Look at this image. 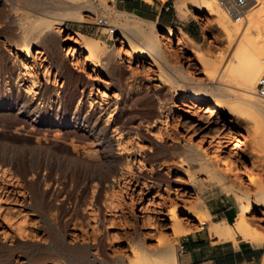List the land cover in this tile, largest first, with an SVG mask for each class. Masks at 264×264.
<instances>
[{
  "label": "rangeland",
  "instance_id": "1",
  "mask_svg": "<svg viewBox=\"0 0 264 264\" xmlns=\"http://www.w3.org/2000/svg\"><path fill=\"white\" fill-rule=\"evenodd\" d=\"M154 1H172L176 6L183 3L182 15L185 20H193L197 24L199 41L195 45L182 31L170 28L189 42L187 47L167 43L174 48L171 67L150 65L148 60L125 54L119 66L107 70L103 66H94L87 55L72 66L74 57H66L63 50L71 45L85 55L75 32L101 41L108 51L126 46L107 40L109 29L116 27L115 34L122 37L121 21H135L133 15L117 10L115 0H91L93 10L84 13L85 22L64 20L62 26H55L59 29V36L53 40L55 44L51 41L45 49L37 40L29 51L20 48L24 44L26 28L46 15L47 19L58 22L60 15L67 10L51 8L50 0H0V91L10 87L9 92H16V88L17 92L25 93L35 105L42 107L46 100L60 99L71 123L64 131H73L70 140L83 144L81 146L91 145L92 135L91 131L75 125L74 112L83 111L82 120L87 115L98 119L109 129L113 154L104 158L101 170L72 166L62 155V161L53 157L50 169L42 166L39 171L41 180L36 184L30 181L32 172L28 167L0 168V264H119L117 260L121 259L128 264L135 261L139 253L132 246L135 236L143 240L147 254L154 258L153 252L166 246L160 243V236L170 241L174 234L178 235L174 247L179 264L182 240L200 227L194 214H204L201 197L204 178L225 185L228 182L225 176L233 180L231 191L238 204L240 197L253 201L251 231L264 245V198L260 195L264 192V117L255 123L249 117L242 119L226 112L211 113L205 103L193 105L187 102L183 105L180 99L187 93L175 89L177 85L174 84L176 81L181 89H190L191 86L181 79L186 74L191 75L195 83H210L207 67L195 53L201 51L199 46H205L201 56L215 68L219 77L226 74L238 58L243 40L247 39L253 49H260L263 43L254 30L234 34V40H231L221 28V19L204 12L202 0ZM252 6L250 4L247 10ZM43 8L51 9V15H41ZM252 11L263 12L264 6L255 7ZM26 18H30L28 25L24 24H27ZM111 18L121 20L120 24H112ZM100 20L106 21L110 28L101 25ZM140 23L137 24L146 30L154 26L155 32L165 29L157 24ZM243 29L244 25L241 31ZM38 48H44L42 54L38 53L41 52ZM173 66L177 71L172 69ZM262 66L264 68V63ZM43 89L46 92L42 96ZM2 115L0 142L25 145L22 138L26 137L20 140L15 135L11 140V129L17 124L13 119L4 121ZM206 118L212 119V126L219 131L224 144L209 137ZM50 129L52 136L57 127L53 125ZM30 146L26 144L27 156L23 155L27 166L28 160L33 158L28 150ZM187 149L195 155L206 153V159L220 155L232 163L233 168L223 169L211 160L195 161ZM213 171L221 179L213 176ZM198 173L202 176H197ZM92 178L101 187V198L100 195L98 197L101 200L92 197L93 182L89 181ZM199 202L201 206H197ZM177 216L183 230L174 229L173 219ZM95 237L100 238L103 247L98 251L92 248L90 260L83 262L72 251L84 243L96 246L98 241Z\"/></svg>",
  "mask_w": 264,
  "mask_h": 264
},
{
  "label": "bare ground",
  "instance_id": "2",
  "mask_svg": "<svg viewBox=\"0 0 264 264\" xmlns=\"http://www.w3.org/2000/svg\"><path fill=\"white\" fill-rule=\"evenodd\" d=\"M50 1H51V6H50L51 8L60 7L62 9H66L67 13L65 14L63 13V15H60L61 20L57 22V20L55 19L54 20L47 19L46 18L47 15L45 16L44 14L50 13L51 15V12H50L51 9L49 10V8H43L41 11L42 12L41 15L45 17L37 18V20L32 22L31 27L26 28L27 30L25 29L26 31H24L23 33L24 34V37H23L24 44L23 45L21 44L20 48L22 47L26 49L27 51H29L31 50L32 46L37 44L36 43L37 40L41 41L40 45H42L43 47L47 46L49 42H50L49 44H51V41L54 42L53 40H55V38L59 36V29L57 30V28L55 27L56 25L62 26L64 20L85 22L86 16L84 15V13H90L93 10V4H91L90 2L91 0H50ZM143 1L147 3H151L152 0H143ZM202 1L204 5V12L207 13L208 15L216 16L218 19H221L222 21L221 28L224 30L226 35L231 40L233 39L234 34L236 35L243 34V33L246 34V32H249L250 30H254L257 33L260 42L263 43V46H261L260 49H253V47L249 44L247 39L243 40L241 42L242 44H240L241 46H239L240 50L238 51L239 52L238 58L234 60L233 65L229 68V71L226 74L220 75L219 77H217L215 68L211 67V65L207 63L204 60V58L201 56L205 46L204 45L199 46L201 51L197 50L195 53L199 54L198 58L201 61H203V63L206 65L207 67L206 75L207 77L210 78V83L208 84L207 83L201 84L198 82L195 83L191 75L189 74L182 75L181 79L184 80V83L187 84V86L190 85L191 87L190 89L184 90L178 86L179 85L178 82L176 81L174 82V84L177 85L175 89H177L178 91L181 90V91H184V93H187V94H183L180 100L183 105L184 103H187V102L190 104L192 103L193 105H197L199 103L200 104L205 103L206 107L207 106L209 107V111L211 113H219V112L225 113L226 112L230 116H237L242 119H246L249 117L250 121L252 120L253 122L258 123L261 120L260 117H264V101H262L261 98H258L256 96L257 81L259 80V77H261L264 73V68L262 66V63H263L262 60H264L263 59L264 58V11L255 12L252 10L255 7H259L261 5L264 6V0H252L250 4L253 6L252 8H249L246 11L244 18L230 17L227 13V8H226L227 3L225 0H202ZM184 7L185 5L183 3L178 4L177 8L180 14L184 12V9H185ZM27 18L25 19L27 22V24L24 23L25 25H28V23L30 24L29 22L30 18L29 19ZM133 18H134L133 20H135L134 23H132L129 18H126L129 20H124V21H121L118 19L113 20V18H111L112 24L114 22L115 23L119 22L120 24V21H121L122 23L121 27L123 28L122 29L123 32L121 35L123 36L118 37L117 34H114L116 32H114V33L109 34V37L107 40L112 41L114 43L120 42V43L126 44V46H123L120 49H115L113 51L112 50L108 51L106 48V45L104 46V44L101 41L87 37L81 33L75 32V35L80 41V42L78 41V43H81V45L83 46L85 55H83L79 50H77L75 46H71V45L67 46L63 50L64 52H66V57H70V58L74 57L75 59L71 65L72 66L75 65L77 60L83 57H86L87 55L86 58H88L94 66L96 67L103 66L107 70H111L114 67L119 66L123 61V56L127 54V55H135V57L138 58L139 60H144V59L148 60L150 61V65H154V66L159 65V67L162 65H166L168 67H171L172 66L171 58H173L174 56V55H171V52L174 51V48H172V46H169V45L167 46V43L174 42L176 45L180 47L189 46L188 40L178 37L176 34H174L173 30L163 29L161 30V32H155L153 30L155 26L152 27L153 24L151 23L149 24L152 25V26L150 25L152 29L146 30L139 25L141 24L140 23L141 21L143 23L146 21L141 20L137 16H133ZM107 19L109 18L107 17ZM24 24L23 26H25ZM242 25H244V29L241 31ZM114 29L115 31H117L116 27H114ZM189 41L196 45L195 42L191 40ZM43 49L44 48H38V51H41L38 53L42 54ZM45 49L47 48L45 47ZM172 69L175 70L176 68L173 66ZM175 71H177V69ZM216 77H217V80H215ZM9 88L4 87V89L0 91V114L3 113L2 117L4 121L8 120L10 122V120L13 119L16 122L15 124H17L16 126H13L14 128L12 129L10 128L11 132L13 133L11 140L12 138H14L15 135H16L15 136L16 139H20L22 137L24 138L26 137V138L25 139L22 138V141L25 143V145H22V146H20L19 144H18L19 146L14 145L16 143L14 144L10 143L11 141L10 142H0V168L1 169L5 170L7 167L8 169H11V168L25 169L26 167H28L32 172V176L30 175L31 176L30 181L34 184L38 183L41 180L39 171L41 170L43 165L47 169L48 167L50 169L51 160H54L53 157H55V160L58 157L60 158L59 160H61V158L65 156L67 158L66 160H68L67 163L72 166L75 165V166H79V168L86 167L88 169H100L101 170L100 167L103 164L102 161L104 160V158L112 154V142H111L112 139L109 137L108 127L102 126L99 120L98 119L95 120V118L93 119L92 116L87 115V117H85L84 120H82L81 116H82L83 111H81L80 109L76 110V112H74L76 115L75 122H74L75 125L76 126L79 125L80 127H83L84 129L91 131L90 135H92V140H93V142L90 141L91 145L87 146L85 144L86 146H81L83 144L79 145V144H76L74 140L72 139L70 140L71 138L70 134L74 133L72 131L73 129L71 130L72 133L67 132V130L64 131V128H67L70 122L68 121V115H67L68 112L66 113V109L64 108L63 102L60 101V99L55 100V101L46 100L47 102L41 103V104L44 103L42 107L41 105H35V103L33 102V99L29 98L28 95H25V93L21 94L19 91L17 92L16 88H15L16 92L15 91L9 92ZM45 92L46 90L43 89L41 92L42 96L44 95ZM57 92L58 90H56V93ZM60 108H61V111H60ZM205 121H207L205 125H206V128L209 130L208 132L210 135L209 137H212L214 140L222 141L221 134L216 129V127L212 126L214 125V122L212 121V119L210 120L206 118ZM231 123L233 124L234 122L232 121ZM53 125H56L57 129L54 131L55 133L52 136H50L51 135L50 132H52L50 127ZM46 126H49V127H46ZM1 129L2 127L0 128V130ZM75 135L77 136L78 134H75ZM27 137L30 140L31 138L33 140L30 141L28 140ZM76 139L78 138L76 137ZM76 139L75 141H77ZM26 144L31 145L29 148L28 147L27 148L28 150H30L29 152H31L33 156V158H30V160H28L29 161L28 166L25 164L26 159L24 158V156H27L25 155ZM221 144H224V142L222 141ZM99 147H101V149H99ZM187 152H189L190 154L194 153L191 150L188 151V149H187ZM242 152H244V150H242ZM61 155L62 157H60ZM205 155L206 153H202V154L200 153L199 155L193 154L191 156L192 157L191 159L195 161L199 159L200 161L203 159L204 161L211 160V163L219 164L221 168L223 167V169L224 167H230V169L231 167L233 168V166H231L232 163L227 162L226 159L221 158L220 155H216L214 156V158L212 156L211 159H206ZM63 159L64 158H62V160ZM45 167L43 168L45 169ZM211 174L217 177L218 179H221L219 177L220 175L216 171L211 172ZM107 180L108 179H106V181ZM89 181L93 182V184L91 183L93 185V193H92L93 196L92 197L97 200L100 199L101 198V195H100L101 187H99V185L94 182L93 178L90 179ZM239 190L242 191V189H239ZM99 195H100V198H98ZM260 195L262 198H264V192L261 193ZM238 201L240 205V212H239V215H238V218L235 224L233 226L219 225V224L214 225L211 227L213 234H215L221 240H234L237 235H240L246 241L255 242V244L261 245L262 244L261 239H259L251 231V226H252L250 224L251 219H252L251 216L254 210L253 206H255L253 205V201H250L249 198L247 197L246 198L240 197ZM113 204L115 205V203ZM201 205H202L201 202L197 204V206H201ZM194 215L198 217L200 226L204 225L208 221L207 219L209 218L205 210H204L203 215H200V216H197L196 214ZM173 221H174L173 225H174L175 230L184 229L183 225L180 224L181 219L178 216L177 218H174ZM99 239L100 238L95 237V240L98 241L96 246L95 245L92 246L91 244L89 245V244L84 243V244H81L79 248H75V250L72 252L76 254V255L74 254L75 256H78L80 259H82L83 262L89 261L90 252L91 250H93L92 248L95 247L97 248V251H98V248L102 249L103 247V246L101 247V244L103 242L100 243ZM159 240L161 244H165L166 246H164L163 248L157 251H154L153 252L154 258H153V256L151 257L149 256V254H147L149 252L145 248L143 240L135 236L132 239V246L136 247L138 252L139 253L141 252L142 255L141 253L139 254L137 252L138 253L137 259L133 262L130 261V263L128 264H178V260L175 254V247H174L177 244L178 235L174 234L172 240L170 241L162 236H160ZM38 251H41V250L38 249ZM42 256H45V254L44 255L42 254ZM102 259H105V257ZM117 261L119 262V264H125V261H123L122 259L120 261L119 260ZM44 264H46V262H44Z\"/></svg>",
  "mask_w": 264,
  "mask_h": 264
},
{
  "label": "crops",
  "instance_id": "3",
  "mask_svg": "<svg viewBox=\"0 0 264 264\" xmlns=\"http://www.w3.org/2000/svg\"><path fill=\"white\" fill-rule=\"evenodd\" d=\"M114 4L121 13L137 16L165 29H179L190 40L199 41L197 24L185 20L172 1L115 0ZM197 176L201 177L202 173ZM229 177L225 176L228 178L225 185L204 178L201 197L210 220L182 240L186 250L179 254V264H263L264 245L253 244L238 235L234 240H221L211 229L217 224L233 226L238 218L240 206L230 191L234 183Z\"/></svg>",
  "mask_w": 264,
  "mask_h": 264
},
{
  "label": "built area",
  "instance_id": "4",
  "mask_svg": "<svg viewBox=\"0 0 264 264\" xmlns=\"http://www.w3.org/2000/svg\"><path fill=\"white\" fill-rule=\"evenodd\" d=\"M227 3V13L230 17H235V18H244L245 13L247 11V8L249 7V4L252 0H225ZM100 24L110 28L108 23L104 20H100ZM115 29H109V34L114 33ZM108 34V35H109ZM115 34V33H114ZM264 63V61H263ZM256 95L264 100V77H261L257 81L256 85ZM186 250V245L185 244H180L179 248V254H183Z\"/></svg>",
  "mask_w": 264,
  "mask_h": 264
}]
</instances>
